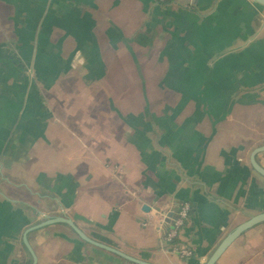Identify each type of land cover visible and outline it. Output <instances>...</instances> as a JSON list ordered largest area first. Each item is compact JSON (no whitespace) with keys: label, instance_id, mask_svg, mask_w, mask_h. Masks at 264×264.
Masks as SVG:
<instances>
[{"label":"crops","instance_id":"crops-1","mask_svg":"<svg viewBox=\"0 0 264 264\" xmlns=\"http://www.w3.org/2000/svg\"><path fill=\"white\" fill-rule=\"evenodd\" d=\"M264 7L0 0V264H206L264 213ZM264 167V153L257 157ZM185 203L173 252L167 234ZM216 264H264V223Z\"/></svg>","mask_w":264,"mask_h":264},{"label":"water","instance_id":"water-1","mask_svg":"<svg viewBox=\"0 0 264 264\" xmlns=\"http://www.w3.org/2000/svg\"><path fill=\"white\" fill-rule=\"evenodd\" d=\"M260 6L264 7V0H253ZM264 153V146L257 148L253 151L251 155V164L254 170L259 173L261 176L264 177V167L260 165V163L257 160V157L259 154ZM264 223V213L258 214L252 218H250L248 221L240 224L238 227H236L232 232H230L226 238L221 242V244L218 246V248L215 250V252L212 254V256L209 258V260L206 262V264H216L217 261L220 259V257L224 254V252L240 237L242 236L246 231L250 230L251 228ZM53 224H66L68 225L83 241L92 244L98 248H101L103 250H107L113 254H116L127 261L131 262L132 264H149L147 262H143L137 259H134L130 256H127L123 252L107 245L101 242H98L91 237H89L83 230H81L76 223L70 219V218H65V217H57V218H52L49 220H46L44 222H41L40 224L32 227L29 229L28 232L34 231V230H39L44 227L53 225ZM26 245L28 247V250L30 251L32 257H33V264L37 263V257L36 254L34 253L32 247L27 241L26 238Z\"/></svg>","mask_w":264,"mask_h":264},{"label":"built area","instance_id":"built-area-1","mask_svg":"<svg viewBox=\"0 0 264 264\" xmlns=\"http://www.w3.org/2000/svg\"><path fill=\"white\" fill-rule=\"evenodd\" d=\"M163 1V0H162ZM191 215V205L185 203L181 206L180 210L173 218L172 227L167 234V240L174 242L172 244L173 252L180 255L183 258H189L193 255L192 251L186 246L176 242L180 238L182 229L189 223Z\"/></svg>","mask_w":264,"mask_h":264}]
</instances>
